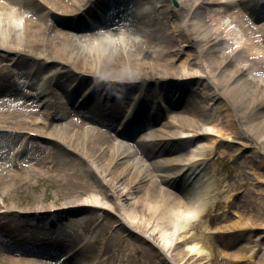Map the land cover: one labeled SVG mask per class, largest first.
Returning <instances> with one entry per match:
<instances>
[{"label":"bare ground","instance_id":"obj_1","mask_svg":"<svg viewBox=\"0 0 264 264\" xmlns=\"http://www.w3.org/2000/svg\"><path fill=\"white\" fill-rule=\"evenodd\" d=\"M160 1H164L161 5L169 14L170 23H175L174 28L179 27L181 40L191 49V53L184 51L187 52L185 57L181 58L182 48L177 47V40L165 30L169 24L150 14L155 10H145L137 16L140 11L135 10L140 4L142 7L143 0H0V135L5 136L6 142H18L16 154H22V159L12 164V155L7 158L10 164L0 161V195L3 200L0 208L6 206L0 213V264L109 263L107 259L113 253L108 246H86L93 256L88 258L84 255L86 249L84 252L74 251L75 246L68 241L77 238L71 235V229L67 233L61 226L46 228L36 225L27 218H20L6 204L9 198H13L14 191L18 193L14 203L28 202L30 196L22 193L21 187L32 185L33 178L43 181L44 175L50 177L48 186L56 184L70 190V194H84L101 183L89 166L92 161L109 164L112 181L128 180L134 192H138L123 210L126 226L121 222L118 223L121 226H116L122 230L120 233L129 232L133 253L138 256L137 253L142 252L136 264H160L159 260L165 264H264L263 236L252 239L248 230L238 228L264 225V204L259 190L254 195L255 205L251 210L233 204L230 215L236 219L230 220L224 208L225 222L222 225L211 227V219L207 216L206 227L204 223L201 228L196 226L194 229L191 224L213 209L218 194L225 205L232 194L246 189L243 181L238 186L218 189L206 173L193 164L206 154L212 157H221L226 152L231 154L230 144L207 141L208 130L204 126L193 129L198 126H193V117L202 119L204 116L197 97L209 96L221 105L225 111V130L243 137L241 128L248 129L264 145V0L259 10L255 4L250 5L249 0H178V9L170 7L167 0ZM213 4L224 10L219 12L211 6ZM237 5L250 19L236 16V24L257 33L238 39L236 44L241 43L238 47L216 49L221 41L228 42L227 38L218 35L228 31L227 26H222L217 33V30L209 31L207 24L216 13L220 15L218 22L224 23L228 8ZM198 9L206 11L203 13ZM94 11L103 14L107 20L105 32L122 34L125 29L139 32L142 28L137 21L141 17H149L152 27L138 37L126 36L116 43L107 38L96 41V45L93 37L98 35L102 26L94 23V18H90L91 23H85V18L90 13L94 15ZM184 16L188 18L180 21V25L175 22ZM200 57L208 58V72L207 80L198 87L189 82L200 79L191 71L194 66L203 67ZM239 59L246 64L236 65L235 61ZM251 70L256 74L255 86H250L252 80L242 76ZM23 77H30V80L25 82ZM40 77L43 82L38 81ZM28 89L49 98L37 108L32 99L37 95L32 96ZM210 89L212 93L209 94ZM161 93L169 97L164 106L153 102V98ZM175 93L178 95L173 102ZM130 94H140V102L128 120L120 110L127 104ZM62 95L72 103L78 100L80 110L67 112ZM101 97L105 98L106 104L99 101ZM163 116L164 119L175 118L182 129L175 130L172 125L170 130ZM55 118L58 120L52 122ZM95 119L100 126L125 136L134 133L135 127L132 126H143L144 130L137 133L131 145L150 161H142L139 165L131 162V154L125 145L112 144L120 137L95 129L97 126L91 122ZM155 124L161 127H155ZM166 128H169L166 135L172 136V143L164 138ZM181 130L188 131L185 134L197 133V141L189 149L186 147L190 141L174 140L179 138ZM34 137L41 141L33 140ZM241 140L242 146L248 142L247 138ZM144 142L151 143L142 146ZM57 147L74 157L61 154ZM161 152L168 153L161 156ZM156 154L163 162L151 161ZM253 154L257 155V152ZM247 155L240 151V167H246L256 182H263L264 157L258 154L254 162V156ZM182 169V174L178 175ZM176 174L179 187H170ZM49 196L45 191V199ZM122 200L128 203V196L123 195ZM89 206L107 213L96 198H91L81 199L62 214H68L70 210L81 213ZM109 217L106 214L100 222L111 226L113 223ZM80 218L81 223L85 222V216ZM73 222L77 223L76 220ZM216 228L233 230L229 234L220 233L223 237L217 238L214 246L207 230L212 232ZM187 229L200 233L179 235ZM174 233L176 237L172 240ZM143 241L147 242L148 248ZM129 256L131 259L130 253Z\"/></svg>","mask_w":264,"mask_h":264},{"label":"rangeland","instance_id":"obj_2","mask_svg":"<svg viewBox=\"0 0 264 264\" xmlns=\"http://www.w3.org/2000/svg\"><path fill=\"white\" fill-rule=\"evenodd\" d=\"M175 1L177 2V4H174V0H167V3L170 5V7L174 9L175 8L178 9L180 7V3L178 0H175ZM233 1L237 2V0H233ZM160 3H161L160 0H149L147 7L149 9L151 8L157 9L158 8L157 5H159ZM211 6H213L215 9H218L219 12L224 10L223 7L218 4H213ZM163 8L159 7L157 10H155L157 12H155V14L153 15L155 16L159 15L158 16L159 18H163V20H165L169 24L167 25L165 30L171 33L174 36V39L177 40V44H178L177 47L182 48L181 58L183 56L185 57L189 50L188 49L189 46L186 45L185 41L181 40L180 38L181 34H179V31H178L179 27L177 26L178 28H174L175 23L174 24L170 23L171 18L168 13L163 11ZM197 11H201L205 13L206 10L198 9ZM214 15H215V18L210 19V23L207 24L208 30L211 32L214 30H217L216 32L218 33L221 31L222 26H225V27L227 26V30H228L225 32H220V34H218L219 37L227 38L228 42L221 41V44H218L215 46L216 49H220L222 47H229V46L233 47L234 45L237 46L236 43L238 42V39L246 38V36L249 34L253 35L254 33H257L255 31H253L254 33L250 32L249 29H247L246 31L243 28V26L236 24L235 22L236 16L241 15L244 19H250L249 15H247V13L242 10L241 6L237 5V6L229 7L227 15L223 17V18H226L225 22L222 24L218 22V18L220 16L219 13H216ZM187 18L188 16H184L181 20H175V22L178 21L179 22L178 24L180 25V21H183ZM145 22H146V25L139 23L142 29L138 33L136 34L134 33V36L136 35V37H138L140 36L139 34L144 33L145 30L150 29L152 27L150 26L149 23H147L148 22L147 18ZM250 22L254 23L253 21H250ZM255 22L260 24V21H255ZM69 32L73 34V36H75V33H73V31L69 30ZM125 32L127 31L125 30ZM238 44H241V43H238ZM230 48L228 49L231 50ZM184 51H187V52L185 53ZM189 51L191 53V49ZM189 56L192 57V54H190ZM199 59L202 61L201 65L203 67L200 68V66H197V67L194 66L191 71L193 72V75L197 76V77L196 76L194 77L200 78V79L197 80V82L195 80H193L192 82H189V84L191 85H195V86L199 85L198 87H200L201 82H204L207 80L206 76L208 72V69L206 67L208 58L200 57ZM241 61L243 60L239 59L235 61L236 65L241 66V65L246 64V63L242 64ZM47 62L49 63L48 60ZM216 71H218V69H216ZM244 75L247 76L250 80H252L250 86H253L254 83L256 84L255 80H257V78L255 77L256 74L254 70H251V72L249 73L245 72V74L243 73L242 76ZM260 79L261 78H259L258 80ZM23 80L26 81V78L23 77ZM179 80H180V77L178 78L177 81ZM213 81L215 82L216 78ZM183 83H186V81H183ZM29 91L33 93V91L31 90ZM80 91L81 90L79 89L77 93L79 94ZM207 93L209 94L212 93V89L208 90ZM61 99L64 100V102H66L65 109L67 110V112H69L70 110H73V111L77 110L74 104L67 105V97L62 95ZM135 99H137V96L130 94L129 98L127 99L128 102L126 104V107L128 104H131L133 101H135ZM166 99L168 100V97L166 95L161 94V95L154 97L153 102L154 103L157 102L159 106H164ZM197 99H198L199 104L201 105L202 115L204 116L202 117L203 120L193 117L192 119L193 126L198 125L197 126V129H198V127L202 125L208 130V134L206 137L208 139L207 140L208 142L216 144L219 141H224L225 143L230 144L229 150L231 154L229 155L226 152V154H224L221 157H216V156L212 157L211 155L206 154L207 158L198 159V160L196 159L193 161V164L197 168L202 170V172L206 173L209 180L213 183L214 186H217L218 189L222 187H224L225 189V188L232 187V186H238L239 184H241L240 181H243L242 185L246 189L243 192L238 191L234 195L232 194L231 199H229L225 205H223L222 203L223 200L220 198L218 194V199L216 201L214 208L208 211L207 215H202L200 216L199 219L192 221L191 224L192 226H194V229L196 226H198V228L199 227L201 228L202 224L204 223L206 224L205 227L207 226L208 221L206 220V216L207 218L211 219L210 224H209L211 227H213L214 225L219 226V225L224 224L225 222L224 221L225 216H223L224 208L227 209L226 212L227 214H229V217L231 218L230 220L236 219L237 217H233L232 214L230 215V211L233 209V204L237 206L240 205L241 209L243 208L246 210H251L255 205L254 195L257 190H259V193L261 192V195L263 197L261 200L263 201V204H264V181L261 183L256 182L252 176V173H249L246 167H243V166L240 167V157H239L240 151L243 150L245 155L251 154L252 157L254 156L253 157L254 162L256 161V158H258V154L262 155V158H263L264 149L262 150V146L264 145L262 144V140L259 141L258 139L254 138L253 133L250 130L245 129V128L243 129L241 128V131L244 134L243 137H240L236 133H231L229 130H225L223 127V121H224L223 114L225 113V111L223 110L221 105L214 99L210 98L209 96L205 97L204 95H202L200 97L198 96ZM100 100L103 101V102L101 101L102 104L107 103L102 98ZM38 101L39 100L36 99L35 103H37ZM125 108L122 110L124 111ZM235 110L237 111L238 108H236ZM245 111H248V110L245 109ZM163 119H164V116H163ZM57 120L58 119L55 118L52 122L54 121L56 122ZM174 120L175 118L173 117H171L170 119L169 118L164 119V121H166V124H169V128H171L170 130H172V125L175 126L174 127L175 130L182 129V127L180 128L177 122H175ZM91 122L97 126V128L95 129H100V130L106 131L107 133L113 134L111 130L100 127V125L97 124L96 119L91 120ZM156 126L161 127L160 124L159 125L155 124V127ZM143 129L144 128L141 127V128H138L137 131L141 132ZM168 129L166 128L163 133H164V137L170 141L171 135L169 136L166 135V131ZM193 129H196V128H193ZM184 132H188V131L181 130V134H185ZM114 137L117 138V136L115 135ZM131 137L132 135L125 136L123 138H117V140H115V144L114 143L112 144L114 146L118 145V143L125 145L131 154V156L129 157V160L131 162L134 161L138 165L143 163L142 161H145L146 163H148L150 160L148 159L146 161L142 152L136 150L135 147L131 145L134 142V140H132ZM190 138L194 139L195 137L191 135ZM190 138L180 137L178 138V142L190 141ZM244 138H247L248 142L245 144V146H242L240 145V142L242 141L241 139H244ZM17 140L18 139H16V141ZM33 140H37V142L41 141V139L38 137L36 138L34 137ZM2 141L3 143H1ZM147 143H151V142H144L141 145L146 146ZM170 143L172 142L170 141ZM16 144L18 143L17 142H6L5 136L0 135V156H1L0 161H2L3 163L9 164L7 163V158L9 157L8 154L10 153L12 154V157H15V158H11L12 161L13 160L19 161L22 159V154L20 153L13 154L14 150L16 149L14 148ZM56 150L59 151L63 155H69V157H74V155L64 151L62 148L57 147ZM254 152H257V155H254L253 154ZM167 153L168 152L166 153L161 152L160 154L161 156H164V155H167ZM157 154L155 155V158H153L154 157V154H153V157L150 158L151 161L155 159L159 161L160 163L163 162L160 155H157ZM245 159H250V157H247V158L245 157ZM247 163L249 162L247 161ZM89 166H91L95 176L101 181V183H98L97 186L94 188L86 190L84 194H81V195L70 194L69 193L70 190L68 191V189H64V187L60 188L59 186H56V184L48 186V182H50V177L48 175H44L43 181L33 178L31 181L32 185H28V186L24 185L21 187L22 193H26L27 195L30 196V199L28 202H23L22 204H18V203L16 204V202L14 203L15 199L18 198V193L14 191L12 193L13 198H9L6 204L7 206L13 209V212L18 213L20 218L22 219L27 218V220H30V222H34L36 225H42L44 227H47L48 225L46 224H48L49 221H52L53 223H55L54 227L61 226L63 227V229H65L66 232L70 231L71 229L70 232L73 235H76L78 237L85 236L86 240L82 242L84 250L86 249V246L90 244L93 245L95 248H99V247L107 248L108 246L109 251L113 253V256L111 255L109 257V264L110 263L111 264H136V260H140L139 257L142 256V252L141 253L138 252L137 253L138 256H136L132 251V245L130 244L131 241L129 240L130 237L128 235L129 232L123 231L120 233V231L122 230L116 229V226H121L120 224L118 225V223L120 222L123 225L126 224L125 221H123V218H124L122 215L123 210L130 205V202L133 201L134 196H137L138 192L137 193L134 192L131 186L132 184L129 183L128 180L125 181L124 179H122L117 182L112 181L111 175L108 173V169H110V165L107 164L106 162L92 161L89 163ZM262 170H264V166H262ZM162 172L164 173L165 170ZM177 178L178 177L175 178V182L173 184H171L172 183L171 181V183L169 184L170 187H173V186H176V188L179 187V181ZM45 191H47L50 194L49 198L45 199L44 197ZM123 195L128 196V199H129L128 203L122 200ZM91 198H96L101 203L102 208L107 211V213L102 211L101 209H94V207H85V209L82 210L81 213H78V211L74 213L72 210H70L68 211V214H66V212L62 214V211L69 210V209H72V207H75V205H77V203H79L81 199L88 200ZM0 204L3 205V200L1 198V195H0ZM5 209H6V206L4 208H0V213L4 212ZM106 214H108L110 216L109 218H111L110 219L112 221L111 223H113L111 226H108L109 223L107 225H104L103 223L100 222L102 220L100 218H102ZM81 215L85 216L86 218L85 222L83 223H81V220H80L82 219L80 218ZM260 218L262 219L263 215H261ZM74 220H76L77 223L73 222ZM72 225L74 226V228H70V226ZM258 226H261L262 228L260 227L257 228V226H249L250 228L248 230H251L250 234L252 238H256L260 236L264 237V225H258ZM238 228H242V226H239ZM194 232L196 234L200 233L199 231L196 232V231L187 229L184 232L179 233V235L180 234L189 235ZM224 232L226 231L223 229H218V228L214 229L212 233L210 232V230H207V233H209V235L211 236L210 238L213 240L212 242H214V246H215V242L217 243V238L223 237V235H221L220 233H224ZM174 236L176 237V233L173 234L172 240L175 239ZM78 237L75 240H78ZM180 238L181 237H179V239ZM142 244L146 245V247L148 248L146 241H143ZM86 253L92 256V253L89 252L88 250L86 251ZM129 253L132 257L131 259H130ZM94 254H95V251H93V255ZM159 262L160 264H165L164 262H161V260H159Z\"/></svg>","mask_w":264,"mask_h":264},{"label":"water","instance_id":"obj_3","mask_svg":"<svg viewBox=\"0 0 264 264\" xmlns=\"http://www.w3.org/2000/svg\"><path fill=\"white\" fill-rule=\"evenodd\" d=\"M175 3V2H174ZM176 4V3H175Z\"/></svg>","mask_w":264,"mask_h":264}]
</instances>
